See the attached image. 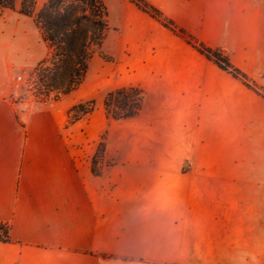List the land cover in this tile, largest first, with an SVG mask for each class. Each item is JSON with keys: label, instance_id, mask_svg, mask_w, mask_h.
Segmentation results:
<instances>
[{"label": "crops", "instance_id": "1", "mask_svg": "<svg viewBox=\"0 0 264 264\" xmlns=\"http://www.w3.org/2000/svg\"><path fill=\"white\" fill-rule=\"evenodd\" d=\"M108 1L119 88L142 93L116 123L67 120L97 84L17 99L46 45L0 9V264H264V99L128 0H104L108 22ZM145 1L264 88V0Z\"/></svg>", "mask_w": 264, "mask_h": 264}, {"label": "trees", "instance_id": "2", "mask_svg": "<svg viewBox=\"0 0 264 264\" xmlns=\"http://www.w3.org/2000/svg\"><path fill=\"white\" fill-rule=\"evenodd\" d=\"M17 0H0V8L14 10ZM138 10L157 21L162 27L182 38L186 44L211 62L220 71L240 81L264 99V88L230 62L218 48H210L175 23L145 0H128ZM19 14L32 18L48 49L47 57L31 71L38 84L40 100H56L77 89L84 81L88 64L101 50L109 30L108 11L104 0H47L35 10V0H21ZM105 117L114 121L136 116L142 105V93L134 87L120 88L105 95ZM94 101L78 103L67 114L74 122L94 110ZM103 150V143L99 144ZM92 171L97 173L95 167ZM0 242H10L9 227L0 224Z\"/></svg>", "mask_w": 264, "mask_h": 264}, {"label": "rangeland", "instance_id": "3", "mask_svg": "<svg viewBox=\"0 0 264 264\" xmlns=\"http://www.w3.org/2000/svg\"><path fill=\"white\" fill-rule=\"evenodd\" d=\"M44 2H45L44 0H37L36 9L39 10L41 8V5ZM20 3H21V0H17V7L14 9L16 12L18 11L17 9H19ZM108 6H109V22H108L109 30L106 34L107 38H106L105 44L104 45L102 44L101 50L98 53H95L90 59L85 79L83 83L81 84L83 86H87L89 84L98 85L96 89H97V96L99 99L98 101H95V100H90V101H94L95 103L94 109L101 108L102 110H103L102 102H103L105 95L109 92L120 89L119 88L120 84L118 82L119 72H118V67H117V64L114 58V55L117 54L119 51V45H120L119 40H118V23L115 19L118 17V11L117 10L115 11L113 9L112 1L111 2L108 1ZM26 18H29V17H26ZM29 19H32V18H29ZM46 54L48 55L47 47H46ZM104 67H107L110 69V73L107 74L105 78L101 76L103 73ZM16 82L20 89L17 95V99L25 100V99L31 98L32 100L36 102H40V103L53 101V100H40L41 97L39 96V93L42 94V91L38 90V84L36 83L34 78H32L31 72H28L20 80H17ZM61 97L62 96L58 97V99H60ZM83 103H86V102H83ZM108 120H110L112 123L113 122L116 123V121L114 120H111V119H108ZM100 143H103V146L105 148L104 140L101 139L98 145L96 146L98 152L101 151L99 149ZM97 163H98L97 160L93 162L94 167L97 165Z\"/></svg>", "mask_w": 264, "mask_h": 264}, {"label": "built area", "instance_id": "4", "mask_svg": "<svg viewBox=\"0 0 264 264\" xmlns=\"http://www.w3.org/2000/svg\"><path fill=\"white\" fill-rule=\"evenodd\" d=\"M19 80H20V78H19Z\"/></svg>", "mask_w": 264, "mask_h": 264}]
</instances>
